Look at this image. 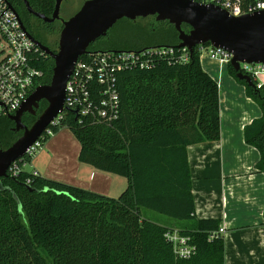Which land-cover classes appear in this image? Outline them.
Listing matches in <instances>:
<instances>
[{"label":"trees","instance_id":"1","mask_svg":"<svg viewBox=\"0 0 264 264\" xmlns=\"http://www.w3.org/2000/svg\"><path fill=\"white\" fill-rule=\"evenodd\" d=\"M10 1L27 11L22 0ZM28 1L45 14L56 2ZM126 19L114 28L137 25ZM182 28L189 31L190 25L183 23ZM156 36L153 41L141 34L125 42L102 37L89 51L179 43L178 31L168 21ZM54 64L50 56L43 63L45 83L51 82ZM228 70L262 109V115L244 127V138L259 150L256 167L264 172V87L239 79L231 63ZM118 88L121 110L112 123L80 122L67 110L53 131L70 128L81 144L79 160L126 177L127 187L112 197L26 169L17 177L0 178L10 187L0 186V264H225L224 236L209 239L221 220L196 215L188 157L189 145L221 138L220 85L203 68L199 47L186 64L160 63L150 70L122 72ZM47 105L43 100L37 114L28 113L23 122L31 126ZM14 126L8 116L0 117V148H8L22 135ZM50 138L45 135L43 141ZM142 208L193 221L192 228L180 232L193 237L196 253L189 259L178 256L166 237L173 227L144 218Z\"/></svg>","mask_w":264,"mask_h":264},{"label":"built area","instance_id":"2","mask_svg":"<svg viewBox=\"0 0 264 264\" xmlns=\"http://www.w3.org/2000/svg\"><path fill=\"white\" fill-rule=\"evenodd\" d=\"M201 4H212L227 10L231 15L241 16L264 10V0H193ZM17 9L10 0H0V117L15 114L34 93L45 83L46 71L43 66L49 55L34 41L21 23ZM201 60H222L228 65L232 54L212 45L198 46ZM191 59L189 48L173 45L147 46L140 49H118L89 51L75 64L66 86L64 110L48 126L44 133L20 159L14 161L8 174L17 177L29 161L44 146L45 135H53L54 127L62 124L67 110L73 111L80 122L88 119L91 123H112L118 119L121 110L118 88L120 74L129 70H150L160 63L186 64ZM240 70L251 76L257 88L264 87V63L241 62ZM77 111V112H75ZM39 175L37 170L31 171ZM28 184L32 178L26 180ZM173 228L166 237L178 256L191 258L197 250L193 239ZM225 228L220 225L209 239L223 235Z\"/></svg>","mask_w":264,"mask_h":264},{"label":"water","instance_id":"3","mask_svg":"<svg viewBox=\"0 0 264 264\" xmlns=\"http://www.w3.org/2000/svg\"><path fill=\"white\" fill-rule=\"evenodd\" d=\"M64 0H56L50 16L35 11L28 0H23L31 13L47 21L61 19ZM22 26L27 30L18 11ZM156 15L157 20L168 21L178 31V47H188L191 57L195 48L212 45L228 50L233 56L231 65L236 76L254 86L250 75L240 70L241 62L264 63V10L241 16L231 15L227 10L193 0H85L78 12L63 20L59 47L53 51L36 39L34 41L53 58L55 64L50 83L40 85L23 106L9 116L15 122L14 129L22 135L8 148H0V178L7 177L11 164L22 158L54 120L64 110L66 86L78 59L89 52V46L97 39L108 34L109 30L121 19H136ZM183 23L190 30L182 28ZM46 100L47 107L37 116L36 121L26 125L25 112L37 114L40 103ZM77 112V111H75ZM2 189L5 187L0 182ZM29 190L37 188L27 185Z\"/></svg>","mask_w":264,"mask_h":264},{"label":"crops","instance_id":"4","mask_svg":"<svg viewBox=\"0 0 264 264\" xmlns=\"http://www.w3.org/2000/svg\"><path fill=\"white\" fill-rule=\"evenodd\" d=\"M205 57L201 60L203 68L208 65L210 71H217L219 76L214 78L222 88L226 64L208 61ZM215 64L217 68L211 67ZM220 97L222 125L224 119H232L229 114L232 108L224 107V98ZM253 119L247 114L241 118V139L226 132L224 126L225 131L221 132L219 140L188 146L196 215L198 218L221 220V226L226 230L225 264H264V172L256 167L260 159L259 150L247 144L244 138V127ZM80 149L81 144L74 133L63 127L44 143L24 169L37 170L41 176L108 196H119L128 184L127 179L81 162Z\"/></svg>","mask_w":264,"mask_h":264},{"label":"rangeland","instance_id":"5","mask_svg":"<svg viewBox=\"0 0 264 264\" xmlns=\"http://www.w3.org/2000/svg\"><path fill=\"white\" fill-rule=\"evenodd\" d=\"M84 2L85 0H66L62 8L63 16L66 19L70 18L76 12L80 10ZM114 26L109 30V36L111 37V40L113 42L114 41L115 42L131 41V40H134V38H136L138 35L142 34L143 32L142 29L138 25L122 26L118 24L115 28ZM205 60L209 61L210 59L208 57H205ZM211 61H215V60H211ZM208 67H209L208 65H205L204 69L207 72H209L213 77L219 76L217 71L212 72L208 69ZM211 67L217 68V65L215 64V65H212ZM223 75H224V81H223L224 84H223V87L220 88V96L224 98L222 99V102L224 101V107L227 106L229 108H232V111L229 112L232 119L231 120L224 119L225 121L221 125V132L227 130L226 132L230 134L238 135L240 136V139H241L243 138V129L242 130L239 129V123L243 115L247 114L253 118L260 117L262 115V109L256 100H254L253 98L247 95L245 84L239 82L229 72L228 65H226V68L223 71ZM228 121H229V126H227ZM232 122L235 123L234 124L236 125L235 127L234 125L232 126L233 124ZM224 126H225V130H224ZM28 168L29 166L27 167V169ZM126 187H127V183H126L125 188ZM142 215L144 218H148V219H151L157 222H161L170 227L177 226L181 229L182 228L189 229L194 226L193 221L178 220V219L172 218L170 216H167L165 214L159 213L155 210L148 209V208H142Z\"/></svg>","mask_w":264,"mask_h":264},{"label":"flooded vegetation","instance_id":"6","mask_svg":"<svg viewBox=\"0 0 264 264\" xmlns=\"http://www.w3.org/2000/svg\"><path fill=\"white\" fill-rule=\"evenodd\" d=\"M65 1L66 0L63 1V4L65 3ZM63 4H62V8H63ZM18 7H19V10L17 7H16V9L19 12L27 30L36 39L41 41L43 44L47 45L50 49H52L53 51H57L58 47H59L60 34H61V31L63 28V20L66 19L63 16L62 9H61V19H56L54 21H47L44 18L39 17V16L31 13L30 11H28V9H27V11H24L22 8V5L21 6L19 5ZM35 11H38V10H35ZM38 12H41V11H38ZM52 12L50 14H45L43 12H41V13H43L47 16H50L52 14ZM126 20H127V22H132L133 24L141 25L143 28L142 36L146 40L152 39L153 41L156 40L155 39L157 37L156 33L158 31L159 26H161L162 22H163L161 20H157L156 15H149V16H145V17L140 16V17H137L136 19L127 18ZM166 27L170 28V25L167 24ZM104 37L108 38L109 32ZM160 45H164V44H160ZM37 111H38V109H37ZM28 113H30V112H25L23 114V117L25 115H27ZM31 114H33V113H31Z\"/></svg>","mask_w":264,"mask_h":264},{"label":"bare ground","instance_id":"7","mask_svg":"<svg viewBox=\"0 0 264 264\" xmlns=\"http://www.w3.org/2000/svg\"><path fill=\"white\" fill-rule=\"evenodd\" d=\"M218 61H220L221 63H225L224 61H222V60H218ZM226 64V63H225Z\"/></svg>","mask_w":264,"mask_h":264}]
</instances>
